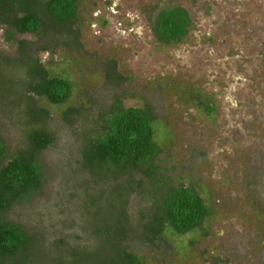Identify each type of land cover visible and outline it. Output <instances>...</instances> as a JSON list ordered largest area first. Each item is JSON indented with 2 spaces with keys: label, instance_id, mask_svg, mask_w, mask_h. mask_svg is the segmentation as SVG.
Listing matches in <instances>:
<instances>
[{
  "label": "rangeland",
  "instance_id": "obj_1",
  "mask_svg": "<svg viewBox=\"0 0 264 264\" xmlns=\"http://www.w3.org/2000/svg\"><path fill=\"white\" fill-rule=\"evenodd\" d=\"M168 6L183 7L191 19L187 35L171 44L158 41L151 28L157 11ZM76 12L78 47L34 53L50 75L71 84L64 103L35 99L57 130L55 142L38 155L43 190L4 218L35 231L39 223L19 213L58 200L42 218L70 242L75 234L81 235L77 245L91 246L118 237L109 185L92 183L91 205L78 177L60 192V167L74 149L64 113L82 109L92 118L118 99L126 107L149 104L163 150L158 161L173 183L195 187L210 213L188 233L166 230L165 243L149 244L132 233L124 244L145 264H264V0H76ZM21 42L43 43L35 34L0 25L2 55L17 57ZM109 62L115 63L117 82L108 78ZM0 135L7 155L25 148L19 128L1 111ZM150 204L146 197H131V219L140 222ZM70 223L73 228L65 229Z\"/></svg>",
  "mask_w": 264,
  "mask_h": 264
},
{
  "label": "trees",
  "instance_id": "obj_2",
  "mask_svg": "<svg viewBox=\"0 0 264 264\" xmlns=\"http://www.w3.org/2000/svg\"><path fill=\"white\" fill-rule=\"evenodd\" d=\"M76 14V0H0V25L13 32L35 34L43 41L41 46L21 42L13 59L0 53V111L16 124L25 142V148L7 155L0 135V264H145L124 244L132 233L149 244L165 243L166 230L188 233L201 226L210 213L198 190L173 183L158 161L163 150L155 138V109L149 104L126 107L118 99L92 118L82 109L71 108L64 113L74 149L60 167L63 173L59 188L61 192L62 185L78 177L91 205L92 183L109 185L112 195L108 204L119 214L114 225L119 236L107 242L99 239L91 246L77 245L81 235L75 234L70 242L63 231L52 223L46 225L42 218L58 200L41 211L15 212L38 222V230L30 231L4 218L15 205L43 190L45 173L38 155L55 142L57 130L51 126L49 112L37 107L35 99L64 103L71 94V84L64 77L50 75L34 53L59 45L78 47L79 33L73 28ZM190 26V16L181 6L163 7L151 21L153 35L167 44L181 41ZM107 70L109 80L117 82L120 77L115 63L109 62ZM205 108L213 110L208 105ZM74 196L69 195L70 199ZM133 196L146 197L147 205L151 203L152 207L150 213L147 207L140 213L142 220L138 223L128 212ZM65 227L72 229L73 223ZM94 234L103 237L97 230Z\"/></svg>",
  "mask_w": 264,
  "mask_h": 264
}]
</instances>
